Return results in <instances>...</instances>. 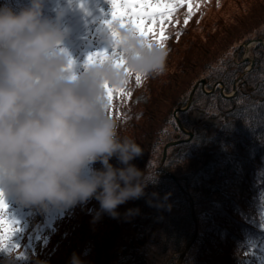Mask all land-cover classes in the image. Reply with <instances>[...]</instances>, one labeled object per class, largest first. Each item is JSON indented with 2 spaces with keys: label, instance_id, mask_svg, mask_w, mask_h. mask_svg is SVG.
<instances>
[{
  "label": "trees",
  "instance_id": "obj_1",
  "mask_svg": "<svg viewBox=\"0 0 264 264\" xmlns=\"http://www.w3.org/2000/svg\"><path fill=\"white\" fill-rule=\"evenodd\" d=\"M89 1L46 0V16L63 13V47L83 30ZM26 4L0 0V7L14 11ZM191 6L194 14L186 26L187 3L178 6L171 22L164 21L165 74L142 79L140 86L130 79L131 97L114 96L110 114L121 135L143 149L131 163L158 180L148 184L142 198L119 206L117 218L100 213L95 199L65 211H43L6 196L5 218L19 229L9 245L19 248L0 251V264L6 252L14 255V264H69L73 253L83 264H176L192 239L181 264H264V46L250 48L253 66L235 96H222L218 87L209 93L196 88L189 108L178 113L190 140L173 116L199 80L208 90L221 82L224 92H231L249 63L240 60L241 44L264 41V0H191ZM159 28L150 39L159 38ZM98 42V49L109 50L106 30ZM218 119L223 123L210 135ZM176 140L182 141L170 146L162 161L164 146ZM110 163L121 167L115 158ZM130 209L139 212L129 215Z\"/></svg>",
  "mask_w": 264,
  "mask_h": 264
},
{
  "label": "clouds",
  "instance_id": "obj_2",
  "mask_svg": "<svg viewBox=\"0 0 264 264\" xmlns=\"http://www.w3.org/2000/svg\"><path fill=\"white\" fill-rule=\"evenodd\" d=\"M45 3L0 7V198L43 211L95 199L100 213L117 218L119 206L142 198L158 178L131 163L143 149L121 135L107 93L127 90L136 76L164 75L169 50L114 23L106 27L108 54L77 72L62 47L63 13L46 16ZM6 257L14 264L11 252ZM69 264L83 262L73 253Z\"/></svg>",
  "mask_w": 264,
  "mask_h": 264
},
{
  "label": "snow or ice",
  "instance_id": "obj_3",
  "mask_svg": "<svg viewBox=\"0 0 264 264\" xmlns=\"http://www.w3.org/2000/svg\"><path fill=\"white\" fill-rule=\"evenodd\" d=\"M111 7V19L105 21V26L111 28L112 24L119 23L121 27H127L131 25L136 29L137 33L142 36L150 44H155L161 48L165 47V41L169 39L164 34L165 25L164 21L171 22V19L176 12L178 6L184 3L188 4V18L184 20L185 26L188 23V19L194 14L191 0H108ZM157 25L159 28V38L150 39L157 35ZM180 33L176 34L177 39ZM107 50L90 54L85 63H93L101 57L107 55ZM142 79L139 76L135 77V83L137 86L141 85ZM132 93L127 90L112 91L107 93V99L109 102V109L111 114L113 108L114 96H126L130 98ZM8 205L3 198H0V251H9L10 247L19 248L18 245L12 243L9 245V241L16 232L19 231L16 225V221L12 219H6L5 214L7 212ZM264 255V253H262Z\"/></svg>",
  "mask_w": 264,
  "mask_h": 264
},
{
  "label": "rangeland",
  "instance_id": "obj_4",
  "mask_svg": "<svg viewBox=\"0 0 264 264\" xmlns=\"http://www.w3.org/2000/svg\"><path fill=\"white\" fill-rule=\"evenodd\" d=\"M89 2H90V4L88 6V9L85 10V14H86L85 19L80 24L83 27V30H81L80 33L78 34L77 40L76 39L74 41L72 40L74 42V46L73 47L72 46H65V47L62 46L64 49L67 50V52L71 56L72 60L74 61L75 68H76L77 72L83 67L84 63L86 62L87 57L90 54L100 52V51H105L103 49H98V45H97V43L99 44L98 37H99L101 31L106 30L105 21H108L111 19V7H110V3L108 2V0H91ZM250 41H253V40H250ZM250 41H248V42H250ZM243 44L244 43L241 44V47ZM252 46L249 47V51H250V48ZM243 50H244V48H243ZM108 51H110V50H108ZM245 56H246V53L243 52L240 60L243 61V58ZM248 56H250L249 53H248ZM216 87L220 88L218 84L216 85ZM203 91L205 93H208L206 91H210V90L206 89L205 85H204ZM225 94H227V93H225ZM187 99H188V97H187ZM174 111H173V116H174ZM178 113H177V117H178ZM197 117L200 119L204 118V116L200 115V114H198ZM178 119H179V117H178ZM179 121H180V119H179ZM222 123H223L222 119L215 120L213 122V124L210 125V127H209V134L214 135ZM184 135H186V134H184ZM186 136H187L186 141H188L187 140L188 135H186ZM193 211H194V208H193ZM194 215H195V213H194ZM195 218H196V216H195ZM190 246H191V244H190ZM190 246H189V248H190ZM183 251H184V249L182 250V252ZM186 252H185V254H186ZM181 253L179 254V256L181 255ZM185 254H184V256H185ZM179 256L177 258V261L179 259ZM184 256L181 259V263L183 261ZM177 261H176V264H177Z\"/></svg>",
  "mask_w": 264,
  "mask_h": 264
},
{
  "label": "water",
  "instance_id": "obj_5",
  "mask_svg": "<svg viewBox=\"0 0 264 264\" xmlns=\"http://www.w3.org/2000/svg\"><path fill=\"white\" fill-rule=\"evenodd\" d=\"M256 43H260L264 46V42L261 38H257L256 40H253V41H250V42H246L242 45V47L244 48L243 52L246 53V56L243 58V61H248L249 64L248 66L235 78L234 82H233V86H232V89H231V92L228 93V94H225L224 90H223V84L221 82H217L215 83L213 86H212V89L210 91H206V92H212L216 85L218 84L219 87H220V93L222 96L226 97V98H230V97H233L235 96L236 92L239 90L240 86L242 83L245 84V81H241V78L243 77V75L249 71L252 66H253V58L251 56H248V53H249V47L252 46L253 44H256ZM201 85L202 87V90L204 88V85H205V80L202 79V80H199L197 81L193 88L191 89L190 93H189V96H188V99H187V102H186V105L184 107H177L174 111V117H175V120H176V123L180 129V131L183 133V134H186L188 135V139H191L192 137V133L190 131H187L183 125L180 123L178 117H177V113L178 112H181V111H185L189 108V106L191 105L192 103V99H193V94L196 90V88ZM247 92L250 91V88H247ZM182 140H176V141H172V142H168L165 146H164V149H163V158H162V161L165 159V156H166V151L167 149L170 147V146H173V145H176V144H179ZM190 215L192 217V220L194 221V223H196V218H195V215H194V211H193V204H192V201L190 200ZM193 239L187 244V246L185 247L184 251L181 253V255L179 256V259L177 261V264H180L181 263V259L182 257L184 256L185 252L187 251V249L189 248L190 244L192 243Z\"/></svg>",
  "mask_w": 264,
  "mask_h": 264
}]
</instances>
